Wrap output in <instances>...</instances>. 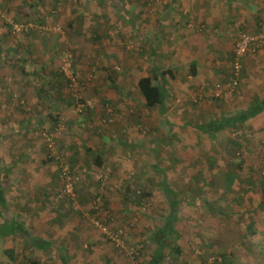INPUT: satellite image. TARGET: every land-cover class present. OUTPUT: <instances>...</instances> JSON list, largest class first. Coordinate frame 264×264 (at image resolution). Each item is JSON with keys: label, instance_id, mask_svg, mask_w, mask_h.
<instances>
[{"label": "crops", "instance_id": "obj_1", "mask_svg": "<svg viewBox=\"0 0 264 264\" xmlns=\"http://www.w3.org/2000/svg\"><path fill=\"white\" fill-rule=\"evenodd\" d=\"M1 4L0 188L6 190L0 224L11 218L8 224L25 234L7 236L3 251L14 250L15 261L16 252L29 251V264H136L79 217L99 192L94 175L108 166L111 176L100 194L113 226H132V216L144 214L139 204L145 196L160 203L153 213L161 219L157 227L175 219V242L187 237L178 223L193 218L209 251L225 250V241L240 235L243 250L256 249L264 231V111L218 131L198 125L231 120L263 95L264 45L243 59L234 91L216 95L215 86L228 79L240 33L255 32L264 21V0H157L153 12L143 0ZM7 19L32 28L13 36ZM66 46L76 72L94 74L82 92L99 103L93 111H73L74 97L59 71V52ZM146 76L164 89L163 102L153 107L137 86ZM104 104L115 119L107 126ZM61 119L66 130L59 151L81 172L77 211L54 199L57 165L36 134ZM145 125L147 133L139 129ZM153 230L145 237L150 242ZM175 248L189 250L184 243ZM231 255L235 263L247 258Z\"/></svg>", "mask_w": 264, "mask_h": 264}, {"label": "rangeland", "instance_id": "obj_2", "mask_svg": "<svg viewBox=\"0 0 264 264\" xmlns=\"http://www.w3.org/2000/svg\"><path fill=\"white\" fill-rule=\"evenodd\" d=\"M143 1L148 3V5L150 6L151 11L153 12L154 9H155V7H154L155 5L154 4L156 3L157 0H143ZM64 48L69 49L70 52L72 53V51H71L69 46L63 47V48H61V50L64 49ZM72 58H73L72 69H73L75 75L77 76V79H78L79 84H80V89H79L80 99L83 102L89 101L90 103L93 104V107H89L87 109H84L81 112H77V110H75V108H73V111L75 113L83 114V113L88 112V111H93L99 105V103H97L96 101H94L92 99L85 98L83 96V93H82L85 90L86 84L93 78L94 74L93 73H89L85 77L80 76L76 72V70L74 68V55H73V53H72ZM58 59H59V65H60L59 56H58ZM64 79L66 80L65 77H64ZM66 83H67V86H68L67 80H66ZM239 85H240V83H239ZM68 88L70 89L69 86H68ZM70 91H71V89H70ZM100 109H103V111L106 112V116L102 117V125L107 126V125L113 124L115 122V119H114V115H112V107H111V105L104 104L103 106H100ZM64 123H65V121L63 119H61L55 124V126L53 128H51L49 130H47V129H38L36 131V134L39 135L41 137V139L44 141L45 147H47V142H46V139L44 138V136L42 135V133L46 132V133H51L52 134L53 140H54V145L53 146H54V149H55L56 153L58 155L62 156L64 158L65 162L72 168L73 172L78 177V179H77L78 180L77 184H78L81 181V172H79L75 167H73L70 163L67 162L65 156L59 151V148H58V146H59L58 145L59 137H60V135L62 133L64 134V132L66 130V128H65L66 125ZM139 129H140V131H143L144 133L148 132V126H146V125L145 126H139ZM48 157H49V159H52L53 161H55V163L57 165L56 167H57V173H58L59 172V163L57 162V160H55L53 157L50 156L49 152H48ZM104 171H107L109 173V175H108V177L106 179V182H105V185H106L107 182L110 179V176H111V168L108 166V167H106L104 169ZM94 177L96 179V174L94 175ZM58 180L60 182L59 177H58ZM77 184H76V186H77ZM105 185H104V187H105ZM57 187L60 190L61 183L59 185H57ZM104 187H102V188H104ZM96 188H97V190H99V192H97L94 195V197L96 195H99L100 192H102L101 187H100V183H98L96 185ZM5 190H6L5 188H2V189L0 188V195ZM137 191L141 192V189L137 187V190H136V195H138V196L141 195L140 193H137ZM94 197H93V199H94ZM101 198H102L101 200H102V204H103V196L102 195H101ZM140 198H141V201L143 199L145 200L144 202H140V204H139V210H140V212H144V214L143 215L135 214L134 216H132V219L136 220V221H134L132 223L133 225L130 226L131 230H129V228H130L129 226L126 228V230H125V233H126L125 238H127L129 243L131 244V246L135 247L138 250V252H139L138 255L132 257L133 262L136 263V264H138V263L146 264L148 259H149V256L152 253V250L154 248H153V245L151 244V242L148 241L147 238H145V237H147V235H148L147 233L149 231L153 230L155 227H157V225H159L161 223V219H159V218H157V217H155L153 215V213H155V210L158 207H161V206H160V203L157 200H153L152 198L150 200H147V198L145 199V196L144 197H140ZM93 199H92V201H93ZM92 201H91V206H92ZM143 203L144 204H148V207L145 210L141 209ZM78 205H80L79 201H78ZM63 207L66 210H72V211L79 210L78 209L79 206L78 207L76 206L77 207L76 208V207H73V206L66 207V206L63 205ZM105 211L109 214V216H111L109 211H108V209H106ZM83 212H85V211H83ZM98 215H101V214L99 213ZM145 217H148V218H145ZM10 219L7 218V222L5 223L7 225V227H9L8 222L10 221ZM194 221L195 220L193 218H191V219L190 218H185V219H182V221H180L178 223V225H177V228H179V231H181V235L182 234H186V236H187L186 238L184 236H182V238H178V240H176V242H175V235H174L175 232H173L172 234H170L168 236V241H169V243L174 244L173 245L174 248H175L176 244L180 245V243L181 244L184 243L185 246L187 248H189V250L187 252L185 251V252H182V253H178V255L176 253H173V255L175 254V256H176V261H174V260L172 261V258L169 255L170 253H168L169 256L164 259L165 262L163 264H211L212 263V262H210V257H212L213 255H217L216 254L217 251L215 252V251H211V250L209 251L208 250L209 248L206 247V245L202 241L203 239H201V236L199 234H197V232H196L197 223L194 222ZM134 225L140 226L141 230L138 233L137 232H133L132 227ZM263 227L264 226H262V228ZM6 237L3 236L2 234H0V264H14V263H16V264L17 263H19V264H29L30 261L32 260L31 253H29V251H18V252H16L17 253L16 261H15V259H13L12 262L11 261L8 262V260H10V259H9L8 255L6 253H4V251L2 249L3 244H5V242H6ZM240 241H241V235H240L239 239L229 240V241L226 240L225 244H226L227 248L225 250H223V251H225L226 253L228 251L230 253H234V254H238L239 253L240 257H243L242 255H243V253H245L247 258L246 259L244 258L243 260L236 262V264H264V231L262 232V235L258 236L257 241H256L258 246L253 251H247L245 249L243 250L242 246L246 242H240ZM215 244H217V243H215ZM212 246H213V243H211V247ZM238 247H239V249H238ZM240 248H242V249H240Z\"/></svg>", "mask_w": 264, "mask_h": 264}, {"label": "built area", "instance_id": "obj_3", "mask_svg": "<svg viewBox=\"0 0 264 264\" xmlns=\"http://www.w3.org/2000/svg\"><path fill=\"white\" fill-rule=\"evenodd\" d=\"M3 16V9L0 0V17ZM9 24V32L13 36H18L24 32H28L32 26L29 23L7 19ZM264 45V21L261 23L258 30L255 32H241L232 49L231 61L228 70V79L223 83H217L216 95H220L224 91L232 92L238 85L242 71V61L245 57L252 55L259 51ZM60 65L59 71L63 74L68 82V86L72 91L75 102V110L81 112L84 109L93 107L89 101L83 102L79 96L80 84L75 75L72 64V53L69 49L64 48L59 53ZM42 135L46 139L49 154L59 163L58 177L60 179L61 188L55 195L56 201L63 202V205L78 207V197L76 195L75 187L78 177L73 172L72 168L65 162L64 158L58 155L54 149V140L51 133L43 132ZM109 173L107 171L100 172L96 175L100 187H104ZM260 177L264 185V162L260 166ZM101 195H96L92 201L91 209L82 212L81 216L88 221L93 227L101 232V234L113 245V247L130 257L138 255V250L128 245L125 242V230L119 226H113L112 218L102 207ZM76 207V208H77ZM148 204L142 205L141 209L145 210ZM101 215H98V214ZM220 260L219 257H210V262Z\"/></svg>", "mask_w": 264, "mask_h": 264}, {"label": "trees", "instance_id": "obj_4", "mask_svg": "<svg viewBox=\"0 0 264 264\" xmlns=\"http://www.w3.org/2000/svg\"><path fill=\"white\" fill-rule=\"evenodd\" d=\"M61 73V72H60ZM62 74V73H61ZM63 76V74H62ZM64 77V76H63ZM138 90L141 96L143 97L146 106L153 107L163 102L165 97L164 89L160 85L153 84V79L150 76L142 77L137 82ZM264 111V93L260 98H256V101L249 105L247 108L242 110L239 113V116L234 117L233 119H223L222 121H211L206 125H198V128L201 130L210 129L214 131H218L223 129L224 127L230 124H236V122H245L250 118L255 117L260 112ZM236 119V120H235ZM76 191V187H75ZM77 195V191H76ZM170 205L173 208L175 205V200L173 195H170ZM55 198V196H54ZM61 202V201H60ZM63 203V202H62ZM90 210V209H89ZM82 213L79 212V217ZM82 220H85L81 216ZM86 221V220H85ZM174 221L173 217H167L164 219V222L161 226L157 227L151 232L150 240L156 245L154 253L149 256L148 264H160L162 261L167 258L169 255L172 258V261H176V256L173 253H180L182 250L174 248L171 243L168 241V236L174 232ZM88 222V221H87ZM7 225L0 224V234L3 236H9L11 233H17L20 236H24L20 229H17L15 223H10L9 227ZM4 228V229H3ZM4 253H6L9 259L13 260L15 258L14 250L5 249ZM168 253H170L168 255ZM217 255H213L214 257H219L220 260H215L211 264H236L234 258L231 254L226 253L225 251H218Z\"/></svg>", "mask_w": 264, "mask_h": 264}]
</instances>
